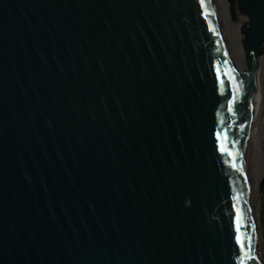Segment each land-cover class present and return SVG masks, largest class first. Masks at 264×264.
I'll return each instance as SVG.
<instances>
[{
  "label": "water",
  "instance_id": "95a60500",
  "mask_svg": "<svg viewBox=\"0 0 264 264\" xmlns=\"http://www.w3.org/2000/svg\"><path fill=\"white\" fill-rule=\"evenodd\" d=\"M234 5L240 44L214 0H0V264L264 263Z\"/></svg>",
  "mask_w": 264,
  "mask_h": 264
},
{
  "label": "bare ground",
  "instance_id": "6f19581e",
  "mask_svg": "<svg viewBox=\"0 0 264 264\" xmlns=\"http://www.w3.org/2000/svg\"><path fill=\"white\" fill-rule=\"evenodd\" d=\"M220 18L223 25L224 30L231 38L233 42H239V25L234 24L230 20V15L228 11V0H214ZM238 40V41H237ZM235 43V44H236ZM240 44V43H239ZM261 84L258 90V97L254 101V114L252 120L249 125L248 130V139H247V177L248 183L250 187V191L254 200V193L252 192V174L254 173V168L256 166L258 160V153L260 152V157L264 159V129L261 118V108H260V100H261ZM256 217V216H255ZM257 220V219H256ZM264 264V263H263Z\"/></svg>",
  "mask_w": 264,
  "mask_h": 264
},
{
  "label": "rangeland",
  "instance_id": "374dc122",
  "mask_svg": "<svg viewBox=\"0 0 264 264\" xmlns=\"http://www.w3.org/2000/svg\"><path fill=\"white\" fill-rule=\"evenodd\" d=\"M237 43L239 44L240 42H237ZM260 81H261V90H262L260 108H261V118H262L263 129H264V56L261 59ZM263 176H264V159L263 160L261 159L260 152H259L258 160L254 168V173L252 174V190H253L252 192L254 193V200H255L253 204L254 213L257 219L258 233L260 236V240L262 242V253L264 256V200L262 199L261 192H260V189H261L260 183H261Z\"/></svg>",
  "mask_w": 264,
  "mask_h": 264
},
{
  "label": "trees",
  "instance_id": "16d2710c",
  "mask_svg": "<svg viewBox=\"0 0 264 264\" xmlns=\"http://www.w3.org/2000/svg\"><path fill=\"white\" fill-rule=\"evenodd\" d=\"M231 11H232L233 19L235 21L238 20V14H237V11L235 10L234 0H231ZM260 188H261L260 189L261 197L264 200V176H263V178L261 180Z\"/></svg>",
  "mask_w": 264,
  "mask_h": 264
},
{
  "label": "snow or ice",
  "instance_id": "6c2138e0",
  "mask_svg": "<svg viewBox=\"0 0 264 264\" xmlns=\"http://www.w3.org/2000/svg\"><path fill=\"white\" fill-rule=\"evenodd\" d=\"M233 166L235 167V164H233ZM237 230H239V227L237 228ZM251 240V238L249 237V241ZM243 246V244H242ZM251 249V244L249 243V250Z\"/></svg>",
  "mask_w": 264,
  "mask_h": 264
}]
</instances>
